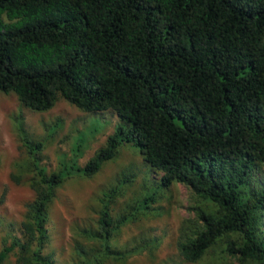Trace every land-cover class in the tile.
<instances>
[{
    "label": "trees",
    "instance_id": "1",
    "mask_svg": "<svg viewBox=\"0 0 264 264\" xmlns=\"http://www.w3.org/2000/svg\"><path fill=\"white\" fill-rule=\"evenodd\" d=\"M0 94L32 112L62 99L120 120L80 168L59 160L50 169L45 135L28 137L19 124L24 153L9 180L34 197L0 264L13 253L16 264H56L44 250L58 189L75 173L93 177L123 144L138 149L165 193L142 197V186L114 217L110 205L133 177L118 180L123 189L102 193L96 227L75 228L68 264L139 254L115 245L120 228L175 184L194 199L177 240L185 262L264 264V0H0Z\"/></svg>",
    "mask_w": 264,
    "mask_h": 264
},
{
    "label": "rangeland",
    "instance_id": "2",
    "mask_svg": "<svg viewBox=\"0 0 264 264\" xmlns=\"http://www.w3.org/2000/svg\"><path fill=\"white\" fill-rule=\"evenodd\" d=\"M20 123L28 137L31 134L34 138L45 135L42 162L53 169L59 160L65 163L75 160L74 167H83L113 134L120 120L110 112L97 115L84 113L62 99L49 111L32 112L20 105L14 95L0 94V249L4 240L10 244L11 237H22L20 223L24 219L26 204L34 197L27 185H15L9 180L10 172L24 153L18 130ZM48 130L49 135L53 132V137L49 138L53 141L49 145L45 140ZM74 137L83 143L78 151L74 150ZM80 173L65 181L49 207L51 239L44 253L51 254L56 264L69 263L72 234L76 227H96L102 193L110 187L123 189L125 183L118 180L125 176L133 177L131 183L128 182L129 186L125 187L124 195L110 205L114 217L126 209V203H131L133 197L139 195L142 186L146 187L142 197L148 191V194L152 191L159 195L165 193V189L156 185L159 177L153 174L132 144L121 145L116 156L93 177L86 178ZM261 178L264 181V166ZM141 202L140 198L138 204ZM192 206L194 199L188 189L182 184H175L153 205L154 211L121 227L115 245L142 248L125 264H192L185 262L177 250L181 225L185 219L194 216L190 211ZM4 264H16V254H10Z\"/></svg>",
    "mask_w": 264,
    "mask_h": 264
}]
</instances>
